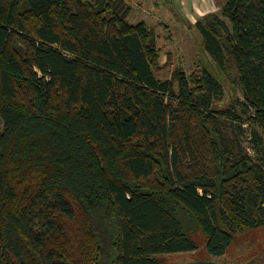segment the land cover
<instances>
[{
	"label": "trees",
	"instance_id": "obj_1",
	"mask_svg": "<svg viewBox=\"0 0 264 264\" xmlns=\"http://www.w3.org/2000/svg\"><path fill=\"white\" fill-rule=\"evenodd\" d=\"M130 11L0 0V264L222 256L264 225L263 158L238 134L264 146V0H225L229 26L197 20L202 66L165 79ZM233 72L243 100L220 107Z\"/></svg>",
	"mask_w": 264,
	"mask_h": 264
},
{
	"label": "rangeland",
	"instance_id": "obj_2",
	"mask_svg": "<svg viewBox=\"0 0 264 264\" xmlns=\"http://www.w3.org/2000/svg\"><path fill=\"white\" fill-rule=\"evenodd\" d=\"M101 0H94L99 4ZM131 6L129 22L145 21L157 38L160 49L159 65L156 72L161 79L170 78L174 69L182 67L186 72L202 66L205 57L200 47L201 38L195 23L213 13L223 19L229 26V20L222 14L225 0H127ZM236 72L227 76L224 84L225 96L219 104L225 106L231 94L242 101L243 94L237 83ZM177 90V86H175ZM232 122L227 121L229 126ZM238 133L244 150L254 157L256 147L260 150L264 166V146H255L252 138V128L242 125ZM167 264H264V225L236 234L235 242L222 256L209 254L204 244L196 251L182 252L158 256Z\"/></svg>",
	"mask_w": 264,
	"mask_h": 264
},
{
	"label": "water",
	"instance_id": "obj_3",
	"mask_svg": "<svg viewBox=\"0 0 264 264\" xmlns=\"http://www.w3.org/2000/svg\"><path fill=\"white\" fill-rule=\"evenodd\" d=\"M193 264H216V263H213V262L212 263H203V262H201V263H193Z\"/></svg>",
	"mask_w": 264,
	"mask_h": 264
},
{
	"label": "built area",
	"instance_id": "obj_4",
	"mask_svg": "<svg viewBox=\"0 0 264 264\" xmlns=\"http://www.w3.org/2000/svg\"><path fill=\"white\" fill-rule=\"evenodd\" d=\"M1 126H2V123H1V121H0V129L2 128Z\"/></svg>",
	"mask_w": 264,
	"mask_h": 264
}]
</instances>
